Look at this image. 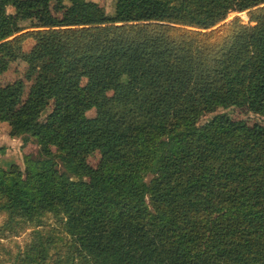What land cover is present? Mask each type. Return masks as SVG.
Segmentation results:
<instances>
[{
	"label": "trees",
	"instance_id": "1",
	"mask_svg": "<svg viewBox=\"0 0 264 264\" xmlns=\"http://www.w3.org/2000/svg\"><path fill=\"white\" fill-rule=\"evenodd\" d=\"M52 2L0 0V74L30 82L0 84V121L39 147L0 167V212L36 227L20 264H264V124H199L264 117V0Z\"/></svg>",
	"mask_w": 264,
	"mask_h": 264
},
{
	"label": "rangeland",
	"instance_id": "2",
	"mask_svg": "<svg viewBox=\"0 0 264 264\" xmlns=\"http://www.w3.org/2000/svg\"><path fill=\"white\" fill-rule=\"evenodd\" d=\"M88 3L100 6L108 16L114 14L115 2L114 0H86ZM69 4V0H62V3L52 2L50 5L51 11L55 15H59L63 8ZM7 12L14 15V9L12 6H8ZM238 17L243 23L248 24L249 17L246 11L243 12H231L228 17L218 24L215 28L222 26L230 22L232 19ZM33 17L32 20H34ZM32 20H19L18 24L24 27H29L33 24ZM33 44V41L29 38L23 43V49L27 51ZM25 63L19 58H14L9 64L8 69L0 74V84L10 83L18 78L23 79L25 83L24 97L27 94L30 82L24 78ZM51 109L49 105L43 112L41 118H44L46 113ZM216 114L225 115L235 120H242L248 124L260 123L264 124V117L248 111L245 108L228 107L219 108L212 114H207L201 118L199 124H203L210 120ZM95 110H89L87 112L88 117H93ZM10 123L8 121H0V167L2 169L12 170L13 172H24L25 169V156L35 158L38 155L39 147L35 140L31 137L27 141H24L20 136H10ZM78 158L92 167H95L100 159L98 151L84 152L78 151ZM59 169L62 170L61 166ZM45 224H52L55 227H59L54 223L53 219L46 217L44 219ZM36 227L29 222H23L20 219L8 222L7 214L0 212V264H20V255L23 253L26 246L32 240L33 230ZM45 229V228H44ZM60 229V228H59ZM58 236H63L64 241L66 237L63 233H59Z\"/></svg>",
	"mask_w": 264,
	"mask_h": 264
}]
</instances>
